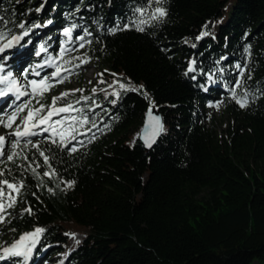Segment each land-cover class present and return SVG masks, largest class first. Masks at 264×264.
Masks as SVG:
<instances>
[{
    "label": "trees",
    "instance_id": "obj_1",
    "mask_svg": "<svg viewBox=\"0 0 264 264\" xmlns=\"http://www.w3.org/2000/svg\"><path fill=\"white\" fill-rule=\"evenodd\" d=\"M40 2L0 0V17L11 33L45 29L22 59L34 57L36 42L55 52L53 40L56 33L65 38L64 28L77 45L79 36L90 41L78 52L97 63L104 83L95 93L71 91L57 105L84 108L71 115L87 114L97 127L77 134L84 143L72 141L74 153L35 141L57 172L55 179L42 177L43 185L28 165L39 164L41 174L48 168L31 146L0 164L5 178L24 185L9 222L0 224V242L44 228L28 264H264V0H167L163 22L144 32L119 29L138 18L135 9L147 0H44L39 10ZM202 31L209 34L197 40ZM193 60L195 71L185 75ZM237 64L247 65L245 88L258 95L245 109L226 87L237 79ZM117 78L143 85L162 114L164 132L149 149L137 138L149 100L132 91L107 94ZM82 96L91 99L76 104ZM220 100L221 113L233 118L222 129L209 107ZM50 101L47 92L41 103ZM9 151L10 145L5 157ZM73 180L71 189L56 188ZM66 233L80 234L79 244Z\"/></svg>",
    "mask_w": 264,
    "mask_h": 264
},
{
    "label": "snow or ice",
    "instance_id": "obj_2",
    "mask_svg": "<svg viewBox=\"0 0 264 264\" xmlns=\"http://www.w3.org/2000/svg\"><path fill=\"white\" fill-rule=\"evenodd\" d=\"M167 3V0H147L145 7L136 8L135 12L138 13V18L131 20L128 25H125L124 28L119 30H128L129 27L134 28L136 31L144 32L145 25H150L153 21L163 22V19L167 16L168 12L164 5ZM153 5H155L153 7ZM8 21L3 17H0V53L5 52V50L10 49L14 44H18L23 36L29 34V30H24L22 35H14L11 33V29L7 28ZM20 29H25V24L20 23L18 25ZM207 24L204 25V28L207 29ZM117 29H112L114 33ZM71 28L64 29L65 37L69 38L71 42ZM209 33L207 31H202L197 37V40L202 39L207 36ZM80 43L78 48H84L85 43H90V41H85L84 36H79L76 38ZM195 47V44L192 45ZM77 49H69L67 47H62L60 52L55 57H50L45 60L43 64H37L32 70L31 75L40 77V71L36 69H42L45 66L50 67L53 71L49 75H45L40 79H28L27 74H22L23 80L26 83H23L20 79H17L13 76L11 71H6L5 63H0V98L12 96L14 99L8 107L11 111L5 109L0 112V126L5 129H11L7 136L0 135V164L6 162H14L15 158L23 155V150L27 149L29 146L36 149L40 157H43V164L47 166L48 170L44 171L42 174L37 171L40 167L39 164L32 166L28 165V168L31 170L32 174L40 179L41 185H43L42 177H48L49 179H55L57 177V172L52 168L49 163V156L45 154L40 148V141L33 142L31 139H28L32 136H39L43 133H48V136L45 137L47 141H50L52 144H58V146L63 148H68V145L72 141H77V134L87 135V132H90L92 128H96V120L89 119L87 114L82 116L75 115H61L65 113L79 112L84 113V108H76L73 103H65L62 106L57 107V102L64 101L67 96L70 95L68 92L61 93L60 96H55L52 98V103L50 105H45L41 103V100L44 98L45 94L54 88L57 84L64 83L68 76L64 73L70 71L69 68L65 65L71 64L72 60H79L80 63L74 65L75 67H80L82 64L88 63L89 59L85 56L81 57H72L71 60H65L64 57L69 51H75ZM47 49L41 45L40 52H45ZM245 53L250 55V48L246 47L244 49ZM7 58L5 57L4 60ZM195 61H191L187 72L195 71L193 65ZM236 69L238 70L237 79L232 83L228 88L230 94V99L233 100L241 109L249 107L250 103L254 102L258 95L257 93L250 92L245 88V72L248 70L247 65L241 66L237 64ZM222 72L223 69H218ZM102 75V74H101ZM116 76L115 73L112 74ZM195 77H193L194 79ZM211 80L212 77L209 76ZM248 79H251L249 74ZM100 83H104L103 80ZM118 85L119 90H115V86ZM114 90L111 93L117 98L120 97L121 91L127 93L129 91L141 93L145 99L149 100V109L147 112L146 123L140 133L137 134V138L143 140L144 145L148 148H151L152 145L156 142V139L164 132V125L162 119L159 115L153 114V107H155L154 102L149 97L148 93L144 90L143 85L134 86L129 80L127 83L121 82L117 78L113 84L109 85ZM83 91V90H76ZM92 92L95 93L96 89L93 88ZM259 96H264V90H259ZM23 97H28L27 100H24L22 103L17 104V101H21ZM91 99L88 96H82L80 100H77L75 103L79 104L81 100L87 102ZM35 101L36 105H33ZM115 103V100L112 101ZM95 104V101H93ZM223 104V100L216 102L215 104H210L209 107H214L217 110ZM100 107V105H95ZM88 112H94V109L89 107ZM21 113H26L21 115ZM95 115H99L96 113ZM54 116H60V119H53ZM19 120V123H17ZM91 125L85 132H80V128H84L86 125ZM15 125V127H14ZM78 125V127H77ZM107 127V125L105 126ZM102 131V130H101ZM8 137H15V139L9 140ZM95 134H93L91 139H95ZM23 141V143H22ZM91 142V140H89ZM77 143L83 144V141H77ZM135 143V141H133ZM10 145V151L5 157V145ZM21 149V151H17ZM78 149L73 146L68 148L69 153H74ZM25 160L28 159L27 156L23 157ZM9 175L11 171L8 170ZM61 183L64 184V188L61 189H71L75 185V181H58L56 183V188H60ZM24 187L23 181H17L15 177H12L11 181L8 178H5V169H0V224H3L8 221V209H11L15 206L17 202V196L20 194L21 189ZM49 192L54 193L53 188H48ZM29 215L32 213L31 208H26L24 210ZM45 232V229L42 227H36L30 232L22 233L18 239H15L11 245L3 246L0 245V261L12 260V264H28L34 249L40 242L42 234ZM66 235H71L75 237V234L66 233ZM79 244V240L76 241Z\"/></svg>",
    "mask_w": 264,
    "mask_h": 264
},
{
    "label": "rangeland",
    "instance_id": "obj_3",
    "mask_svg": "<svg viewBox=\"0 0 264 264\" xmlns=\"http://www.w3.org/2000/svg\"><path fill=\"white\" fill-rule=\"evenodd\" d=\"M40 1H41L40 4H45V5L48 4L47 2H43L44 0H40ZM62 33H64V31ZM56 35H57V33H56ZM73 40H74V38H71V42H69L68 37H66V39H64V40H60V38H58L57 41H55V43L57 44L58 52H60L62 47H67L69 49H77L75 51H69L66 55H70L73 57L77 56V57L83 58L81 53L78 52V49H79L78 45L75 46L76 44H74ZM15 45L16 44H14V46ZM14 46H13L14 49H16L18 47V46H15V47ZM13 48H12V51H13ZM11 53L12 52H10L8 49L5 50V52L0 53V63H4L5 61L3 59L5 57L7 58V56ZM48 57H51V56H48ZM44 62H42V64ZM65 67L70 69L69 72L64 73L65 75L68 76V79L64 83L57 84L54 88H52L49 91V94L52 95L53 97L59 96L61 93H64V92L69 93L71 91L75 92L76 90L94 88L95 86H97V83L100 82V80H101V78L99 76V73H100L99 66L97 65V63L94 60L91 61L89 59L88 63L82 64L80 67H75V66H65ZM48 68H50V67H48ZM23 71L24 72L22 74L25 73V70H23ZM52 71H53V69L49 70L43 76L49 75ZM31 72H32V70H29L26 73L28 75V79H40L41 77H43L42 76L43 73H41L40 77H34L33 75H31ZM23 83H26V81H23ZM115 90H119L118 86L115 88ZM100 93L103 95L102 91ZM27 99H28V97H25V98L21 99V101H18L17 104L22 103L24 100H27ZM57 107H59V106H57ZM0 109H1L0 112L4 111L5 109H7L8 111H11V109L8 106H6L5 108H0ZM213 112L216 115L217 122H218L219 127L221 129L224 128L225 126H227L228 124L233 123L232 116L227 114V113H221L220 108L217 110L216 108L213 107ZM25 114L26 113H21V115H25ZM61 115L62 116L67 115V113L61 114ZM60 118H61L60 116H54L53 117L54 120L60 119ZM17 123H19V120H17ZM14 127H15V125H14ZM10 131H12V130L11 129H5L4 127L0 126V135L7 136V134ZM12 138H15V137H8L9 140H12ZM78 238H80V235H75V237L72 236L73 240L74 239L76 240ZM0 245L8 246L4 240L0 242ZM36 249H37V247H36ZM32 257H33V254H32L28 263L32 262ZM50 260L54 263V257H52ZM10 261H12V260L1 261L0 264H12V263H10Z\"/></svg>",
    "mask_w": 264,
    "mask_h": 264
},
{
    "label": "water",
    "instance_id": "obj_4",
    "mask_svg": "<svg viewBox=\"0 0 264 264\" xmlns=\"http://www.w3.org/2000/svg\"><path fill=\"white\" fill-rule=\"evenodd\" d=\"M147 112H148V110H147ZM147 112H146L145 119H144V122H143V125H142V128H141L140 132L142 131V129H143L145 123H146V120H147ZM153 114H154V115H159V116L161 117L162 122H163V125H164L163 117H162V114H161V112L159 111V109H156L155 107H153ZM164 128H165V127H164ZM158 138H159V137H158ZM158 138H157V139H158ZM157 139H156V141H157ZM141 141L143 142V140H141ZM143 144H144V142H143ZM145 147H146V146H145ZM146 148L149 149L148 147H146Z\"/></svg>",
    "mask_w": 264,
    "mask_h": 264
},
{
    "label": "bare ground",
    "instance_id": "obj_5",
    "mask_svg": "<svg viewBox=\"0 0 264 264\" xmlns=\"http://www.w3.org/2000/svg\"><path fill=\"white\" fill-rule=\"evenodd\" d=\"M62 35H64V33H63ZM71 36H72V37H74L72 34H71ZM64 37H65V35H64ZM64 39H66V37H65V38H63V39H62V38H60V40H64ZM57 50H58V49H57ZM51 69H52V68H48V67H46V70H45V72H44V73L46 74V73H47L49 70H51ZM44 73H43V75H44Z\"/></svg>",
    "mask_w": 264,
    "mask_h": 264
}]
</instances>
